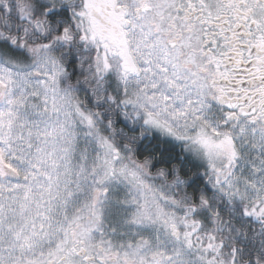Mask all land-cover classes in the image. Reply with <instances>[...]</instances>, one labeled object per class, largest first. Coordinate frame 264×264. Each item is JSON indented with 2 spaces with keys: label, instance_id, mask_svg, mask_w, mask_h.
<instances>
[{
  "label": "snow or ice",
  "instance_id": "6c2138e0",
  "mask_svg": "<svg viewBox=\"0 0 264 264\" xmlns=\"http://www.w3.org/2000/svg\"><path fill=\"white\" fill-rule=\"evenodd\" d=\"M0 264H264V0H0Z\"/></svg>",
  "mask_w": 264,
  "mask_h": 264
}]
</instances>
